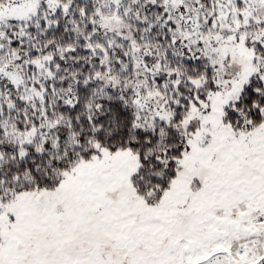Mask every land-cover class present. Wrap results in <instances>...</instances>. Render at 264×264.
I'll return each instance as SVG.
<instances>
[{
	"label": "snow or ice",
	"instance_id": "obj_1",
	"mask_svg": "<svg viewBox=\"0 0 264 264\" xmlns=\"http://www.w3.org/2000/svg\"><path fill=\"white\" fill-rule=\"evenodd\" d=\"M0 264H264V0H0Z\"/></svg>",
	"mask_w": 264,
	"mask_h": 264
}]
</instances>
